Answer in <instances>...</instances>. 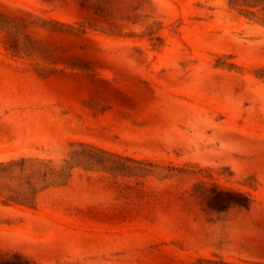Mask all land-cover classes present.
I'll return each instance as SVG.
<instances>
[{"label": "rangeland", "instance_id": "1", "mask_svg": "<svg viewBox=\"0 0 264 264\" xmlns=\"http://www.w3.org/2000/svg\"><path fill=\"white\" fill-rule=\"evenodd\" d=\"M0 264H264V0H0Z\"/></svg>", "mask_w": 264, "mask_h": 264}]
</instances>
